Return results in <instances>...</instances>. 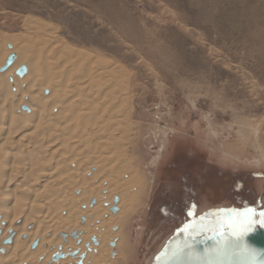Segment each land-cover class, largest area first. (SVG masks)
Instances as JSON below:
<instances>
[{
  "label": "rangeland",
  "instance_id": "374dc122",
  "mask_svg": "<svg viewBox=\"0 0 264 264\" xmlns=\"http://www.w3.org/2000/svg\"><path fill=\"white\" fill-rule=\"evenodd\" d=\"M28 21L132 78L120 161L138 201L112 228V264H151L189 223L212 232L264 212V0H0V36Z\"/></svg>",
  "mask_w": 264,
  "mask_h": 264
},
{
  "label": "bare ground",
  "instance_id": "6f19581e",
  "mask_svg": "<svg viewBox=\"0 0 264 264\" xmlns=\"http://www.w3.org/2000/svg\"><path fill=\"white\" fill-rule=\"evenodd\" d=\"M26 27L20 38L0 36V69L14 55L0 73V264H112V228L138 201L127 193L138 181L123 179L120 161L132 78L115 62L39 35L54 32L49 24ZM124 247L116 243L121 254Z\"/></svg>",
  "mask_w": 264,
  "mask_h": 264
},
{
  "label": "water",
  "instance_id": "95a60500",
  "mask_svg": "<svg viewBox=\"0 0 264 264\" xmlns=\"http://www.w3.org/2000/svg\"><path fill=\"white\" fill-rule=\"evenodd\" d=\"M13 59H8L7 66ZM26 71L23 66L17 74L23 77ZM220 231L187 225L168 239L151 264H264V226L253 225L242 238L233 236L228 226L222 230L223 237Z\"/></svg>",
  "mask_w": 264,
  "mask_h": 264
},
{
  "label": "snow or ice",
  "instance_id": "6c2138e0",
  "mask_svg": "<svg viewBox=\"0 0 264 264\" xmlns=\"http://www.w3.org/2000/svg\"><path fill=\"white\" fill-rule=\"evenodd\" d=\"M234 215L242 217L236 222H229L228 227L232 230V235L242 238L244 234L252 231L253 225L259 223L264 226V212L257 213L255 209H249L244 213H235ZM187 231V229H185ZM220 235L224 236V231H220ZM253 256L257 255L255 252L251 253Z\"/></svg>",
  "mask_w": 264,
  "mask_h": 264
},
{
  "label": "flooded vegetation",
  "instance_id": "af4514ba",
  "mask_svg": "<svg viewBox=\"0 0 264 264\" xmlns=\"http://www.w3.org/2000/svg\"><path fill=\"white\" fill-rule=\"evenodd\" d=\"M228 223H229V222H228ZM190 224H192V223H189V224H187V225H190ZM187 225H186V226H187ZM186 226H184L183 228H185ZM227 226H228V224H227ZM183 228H181V229H183ZM226 228H227V227H226ZM181 229H180V230H181ZM178 231H179V230H178ZM176 232H177V231H176ZM176 232H175V233H176Z\"/></svg>",
  "mask_w": 264,
  "mask_h": 264
}]
</instances>
